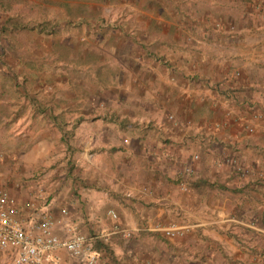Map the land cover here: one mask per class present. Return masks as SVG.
Instances as JSON below:
<instances>
[{"label":"crops","instance_id":"obj_1","mask_svg":"<svg viewBox=\"0 0 264 264\" xmlns=\"http://www.w3.org/2000/svg\"><path fill=\"white\" fill-rule=\"evenodd\" d=\"M140 12L97 17L88 60L58 62L54 77L40 54L13 84L22 93L0 94V131L13 134L0 139L13 167L0 188L16 181L23 216L70 220L111 264H264V0H145Z\"/></svg>","mask_w":264,"mask_h":264},{"label":"rangeland","instance_id":"obj_2","mask_svg":"<svg viewBox=\"0 0 264 264\" xmlns=\"http://www.w3.org/2000/svg\"><path fill=\"white\" fill-rule=\"evenodd\" d=\"M144 2L145 0H0V94L13 96L22 93L21 88L14 87L13 84L19 77H32L29 73L34 70L26 69L27 62L41 61L44 55L40 54L50 55L54 75L57 72L55 64L58 62L76 61L79 56L84 55L88 60L92 54H84L81 50L83 46L91 49L96 42V18L125 12L141 13ZM40 71L37 69L35 72L39 74ZM61 74L60 71L54 77H60ZM75 75L70 77L75 79ZM56 92L61 90L57 89L54 93ZM12 111L10 104L5 109V120H11ZM4 137L11 141L13 134L0 131V139ZM0 170L12 172V161L0 166ZM1 185L9 191V187L16 186L17 183L7 180ZM0 264H9L7 253L0 251Z\"/></svg>","mask_w":264,"mask_h":264},{"label":"built area","instance_id":"obj_3","mask_svg":"<svg viewBox=\"0 0 264 264\" xmlns=\"http://www.w3.org/2000/svg\"><path fill=\"white\" fill-rule=\"evenodd\" d=\"M170 118L174 119V116L170 115ZM223 161L241 175L253 174L252 168L237 158H223ZM186 186L182 183L183 189ZM110 214L117 218L115 211ZM56 227H60L64 234H57ZM113 231L125 237L133 235L131 230L118 224L114 225ZM183 232L184 229L175 227L164 229L167 237ZM0 251L7 253L9 264H111L96 248L94 237L79 231L70 220L54 216L48 209L23 216L16 198L3 188H0Z\"/></svg>","mask_w":264,"mask_h":264}]
</instances>
